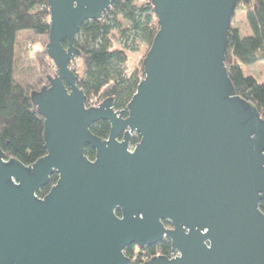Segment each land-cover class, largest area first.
<instances>
[{
    "label": "water",
    "instance_id": "95a60500",
    "mask_svg": "<svg viewBox=\"0 0 264 264\" xmlns=\"http://www.w3.org/2000/svg\"><path fill=\"white\" fill-rule=\"evenodd\" d=\"M115 1L47 0L56 71L30 91L46 154L24 165L0 148V264H132L126 246L162 239L176 255L141 264H264V118L224 63L237 0H151L158 30L119 110L86 106L70 67L80 26Z\"/></svg>",
    "mask_w": 264,
    "mask_h": 264
},
{
    "label": "trees",
    "instance_id": "16d2710c",
    "mask_svg": "<svg viewBox=\"0 0 264 264\" xmlns=\"http://www.w3.org/2000/svg\"><path fill=\"white\" fill-rule=\"evenodd\" d=\"M136 1L116 0L100 20H87L80 26L75 38L80 54L74 57L70 67L78 77V86L84 91L86 106L93 104L92 99L97 104L111 97L115 109H124L144 76L142 60L158 25L151 0H143L141 5H137ZM238 9L245 12L251 34L241 36L239 28L230 24L224 63L236 93L254 103L264 118V78L258 81L243 69L244 65L264 60V0H237L234 13ZM49 19L47 0H0V148L7 158H17L24 165H30L44 156L46 149L43 117L30 100V91L35 87H24L16 82V35L27 31L43 44L38 52L46 81L47 76H54L56 71L45 50ZM115 39L120 46H115ZM141 44L146 52L140 67L127 73V53L138 50ZM62 45L65 47L66 42L63 41ZM77 59H80L83 68L80 75L75 65ZM109 128L105 120L90 126L91 132L101 138H107ZM139 140V135L135 133L130 144L134 146ZM84 154L93 159L95 151L86 146ZM56 181L57 174L53 173L48 184L36 194L43 197ZM259 208L264 213V200L260 201ZM116 213L119 215L118 210ZM136 248L140 251L137 256ZM124 253L132 259V264H141L156 254L170 257L171 244L168 239H162L143 248L128 245Z\"/></svg>",
    "mask_w": 264,
    "mask_h": 264
},
{
    "label": "rangeland",
    "instance_id": "374dc122",
    "mask_svg": "<svg viewBox=\"0 0 264 264\" xmlns=\"http://www.w3.org/2000/svg\"><path fill=\"white\" fill-rule=\"evenodd\" d=\"M142 3L143 0L136 1L137 5H141ZM231 23L233 26L239 28L241 36L251 34L245 18V12L243 10H236ZM38 40L33 39L27 31H20L16 35L14 57L16 82L24 87H35L34 89L39 88L45 81L43 78L42 66L39 60L40 54L38 52V49H40L43 44L41 45ZM114 41L115 46H120L118 39H115ZM145 52L146 48L143 44H141L138 50L129 51L127 53V73L132 72L136 67H140V61L142 60ZM75 65L76 70L80 75L83 71L80 59L76 60ZM243 69L246 74L253 75L258 81H261L264 78V60H261L259 64L256 62V64L244 65Z\"/></svg>",
    "mask_w": 264,
    "mask_h": 264
},
{
    "label": "flooded vegetation",
    "instance_id": "af4514ba",
    "mask_svg": "<svg viewBox=\"0 0 264 264\" xmlns=\"http://www.w3.org/2000/svg\"><path fill=\"white\" fill-rule=\"evenodd\" d=\"M49 84V81L48 80H46V81H44L43 82V84L42 85H48ZM134 135V134H133ZM132 135V136H133ZM131 140V139H130ZM131 145V144H130ZM131 147H133L132 145H131ZM168 223V222H167ZM166 222H164V224L166 225V226H169V223L167 224ZM135 246V245H134ZM140 253V251H139V249H137L136 248V250H135V254H136V256L138 255ZM156 255H159V254H156Z\"/></svg>",
    "mask_w": 264,
    "mask_h": 264
},
{
    "label": "built area",
    "instance_id": "2783aa9c",
    "mask_svg": "<svg viewBox=\"0 0 264 264\" xmlns=\"http://www.w3.org/2000/svg\"><path fill=\"white\" fill-rule=\"evenodd\" d=\"M92 101H93V104L91 105V106H94V105H97V104H94L95 102V99H92ZM133 147H130V149H132ZM176 255V253H171V255H170V257H174Z\"/></svg>",
    "mask_w": 264,
    "mask_h": 264
},
{
    "label": "crops",
    "instance_id": "0c3cea01",
    "mask_svg": "<svg viewBox=\"0 0 264 264\" xmlns=\"http://www.w3.org/2000/svg\"><path fill=\"white\" fill-rule=\"evenodd\" d=\"M257 63L259 64V63H260V61H258ZM255 64H256V63H255ZM261 71H262V69H261Z\"/></svg>",
    "mask_w": 264,
    "mask_h": 264
}]
</instances>
